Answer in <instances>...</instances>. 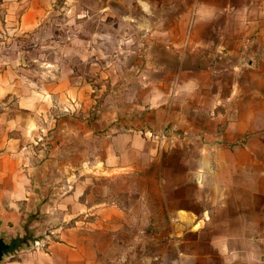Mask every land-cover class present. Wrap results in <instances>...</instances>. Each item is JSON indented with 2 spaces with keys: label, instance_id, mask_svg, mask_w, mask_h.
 Masks as SVG:
<instances>
[{
  "label": "crops",
  "instance_id": "1",
  "mask_svg": "<svg viewBox=\"0 0 264 264\" xmlns=\"http://www.w3.org/2000/svg\"><path fill=\"white\" fill-rule=\"evenodd\" d=\"M55 1L0 0V33H33ZM189 1L105 12L125 26L73 63L0 56V236L39 238L0 264H97L98 231L126 219L110 182L147 170L163 210H141L139 263L264 264V0ZM94 82L99 113L79 116Z\"/></svg>",
  "mask_w": 264,
  "mask_h": 264
},
{
  "label": "rangeland",
  "instance_id": "2",
  "mask_svg": "<svg viewBox=\"0 0 264 264\" xmlns=\"http://www.w3.org/2000/svg\"><path fill=\"white\" fill-rule=\"evenodd\" d=\"M172 2V1H171ZM170 0L156 1L150 0L144 4L141 0H56L53 6L50 18L42 25L41 28L33 33L16 34V32L2 31L0 33V56L8 59H22L23 61L32 62V59L46 60L57 59L59 47L66 49L69 54L67 60L73 63L75 58L72 46L86 47L92 43L98 50H105V43L102 42L100 34L104 33L105 28L116 27L122 28L127 20L105 19V12H113L117 17L125 12H141L143 8L156 12L181 11L184 10L186 2L189 0L179 1V5H172ZM169 3V4H168ZM172 5V6H171ZM163 25V20H157V24ZM109 23V26L107 25ZM99 33V34H98ZM116 37H111L115 44ZM76 43V44H75ZM44 46V47H43ZM89 46V45H88ZM109 47V44H108ZM69 49V50H68ZM110 54L114 59H124V54L116 53V48ZM86 54L89 55L87 52ZM95 55V54H94ZM89 57L88 60H101L99 58ZM75 68L78 72L91 76V72L96 71L94 68L85 67ZM96 68V67H95ZM103 70L97 69V73ZM93 77V76H92ZM89 102L85 110H80L78 115H86L87 118L99 113L101 108L102 93L100 90L106 87L105 84L98 82L89 83ZM9 105L13 104V99H5ZM81 109V108H80ZM72 111V106L70 112ZM73 114V112H72ZM109 198L117 202L126 212L125 222L117 231L106 229L98 231L99 238L103 243L98 244L97 264H143L139 263L135 249H138L137 242L131 243L132 237L138 234L139 222H141L140 213L145 210L157 208L161 212L162 203L157 194L156 183L153 179V172L140 171L132 174L120 175L110 182ZM151 229V225L147 230ZM43 229H37L36 233H43ZM134 246L128 251L129 247Z\"/></svg>",
  "mask_w": 264,
  "mask_h": 264
},
{
  "label": "water",
  "instance_id": "3",
  "mask_svg": "<svg viewBox=\"0 0 264 264\" xmlns=\"http://www.w3.org/2000/svg\"><path fill=\"white\" fill-rule=\"evenodd\" d=\"M36 241H39V238L33 236V234L30 233L26 227L25 234L22 236L16 235L7 241L0 236V262L4 256L13 254L22 246H28L30 242L35 243Z\"/></svg>",
  "mask_w": 264,
  "mask_h": 264
}]
</instances>
